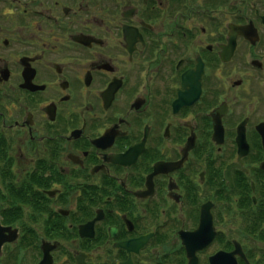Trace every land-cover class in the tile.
Returning <instances> with one entry per match:
<instances>
[{"label": "flooded vegetation", "instance_id": "af4514ba", "mask_svg": "<svg viewBox=\"0 0 264 264\" xmlns=\"http://www.w3.org/2000/svg\"><path fill=\"white\" fill-rule=\"evenodd\" d=\"M0 224L54 258L264 264V0H0Z\"/></svg>", "mask_w": 264, "mask_h": 264}, {"label": "water", "instance_id": "95a60500", "mask_svg": "<svg viewBox=\"0 0 264 264\" xmlns=\"http://www.w3.org/2000/svg\"><path fill=\"white\" fill-rule=\"evenodd\" d=\"M7 231L9 232L10 230H3L2 228H0V255H1V250H2L3 245L5 243L12 242V241H14L17 238L16 237L17 236L16 232H11V231H10L11 237L10 238L7 237L5 235V233ZM189 243H194V244L198 243V239L195 237L194 234L190 236ZM194 253H195V250H192L190 254L193 256ZM229 257L220 254L217 257L211 259V262H212V264H235V261L229 259ZM84 259H85V257H82V259H81V262L82 263L81 264H84L85 263V260ZM190 263L191 264H194V261L193 262L191 261ZM42 264H45V263L43 262Z\"/></svg>", "mask_w": 264, "mask_h": 264}, {"label": "trees", "instance_id": "16d2710c", "mask_svg": "<svg viewBox=\"0 0 264 264\" xmlns=\"http://www.w3.org/2000/svg\"><path fill=\"white\" fill-rule=\"evenodd\" d=\"M21 247L17 248L16 250L7 251V255L5 256V258L1 261V263L6 262H12V264H19L20 261H23V258L21 256H19V254L21 253Z\"/></svg>", "mask_w": 264, "mask_h": 264}, {"label": "rangeland", "instance_id": "374dc122", "mask_svg": "<svg viewBox=\"0 0 264 264\" xmlns=\"http://www.w3.org/2000/svg\"><path fill=\"white\" fill-rule=\"evenodd\" d=\"M27 263L26 264H30L33 261V258H27Z\"/></svg>", "mask_w": 264, "mask_h": 264}]
</instances>
